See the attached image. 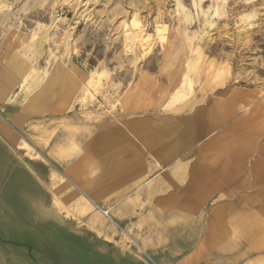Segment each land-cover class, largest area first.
<instances>
[{"label": "rangeland", "instance_id": "rangeland-1", "mask_svg": "<svg viewBox=\"0 0 264 264\" xmlns=\"http://www.w3.org/2000/svg\"><path fill=\"white\" fill-rule=\"evenodd\" d=\"M11 102L33 112L69 107L96 126L100 154L106 145L115 156L140 153L149 169L200 150L224 162L241 156L243 177L263 189L264 0H0V107ZM197 116L208 129L185 152L178 140ZM250 235L264 251V221L241 240Z\"/></svg>", "mask_w": 264, "mask_h": 264}, {"label": "crops", "instance_id": "crops-1", "mask_svg": "<svg viewBox=\"0 0 264 264\" xmlns=\"http://www.w3.org/2000/svg\"><path fill=\"white\" fill-rule=\"evenodd\" d=\"M70 109L0 107V264H264L256 237L241 240L264 221V188L243 177L241 156L198 150L149 169L140 153L115 156L106 145L100 154L96 126ZM191 122L178 140L185 152L208 129L201 117Z\"/></svg>", "mask_w": 264, "mask_h": 264}, {"label": "bare ground", "instance_id": "bare-ground-1", "mask_svg": "<svg viewBox=\"0 0 264 264\" xmlns=\"http://www.w3.org/2000/svg\"><path fill=\"white\" fill-rule=\"evenodd\" d=\"M82 1H83V0H82ZM199 1H201V0H199ZM178 2H179V1H178ZM2 4H3V3H2ZM201 4H202V3H201ZM80 5H81V4H80ZM82 5H83V4H82ZM179 5H180V4H179ZM199 5H200V4H199ZM84 6H86V4H85ZM148 6H149V5H148ZM180 7H181V6H180ZM199 7H200V6H199ZM9 8H10V7H9ZM148 8H149V7H148ZM6 9H7V7H6ZM202 9H203V8H202ZM177 11H178V10H177ZM78 12H79V11H78ZM175 12H176V11H175ZM178 12H179V11H178ZM186 12H187V11H186ZM198 12H199V11H198ZM204 12H205V11H204ZM11 13H12V12H11ZM214 13H215V12H214ZM182 14H183V13H182ZM200 14H201V13H200ZM202 14H203V13H202ZM205 14L207 15V13H205ZM205 14H204V15H205ZM190 15H191V14H190ZM190 15H189V17H190ZM87 16H88V15H87ZM162 16H163V15H162ZM183 16H184V15H183ZM198 16H199V15H198ZM196 17H197V16H196ZM176 19H177V18H176ZM182 19H183V18H182ZM138 20H139V19H138ZM179 20H180V19H179ZM191 20H192V19H191ZM61 21H62V20H61ZM85 21H86V20H85ZM188 21H190L189 18H188ZM141 22H142V21H141ZM186 22H187V21H186ZM186 22H185V23H186ZM183 23H184V22H183ZM177 24H178V23H177ZM132 25L135 26L134 24H132ZM209 25H210V24H209ZM75 26H77V25H75ZM75 26H74V27H75ZM133 26H130V27H133ZM70 27H71V26H70ZM72 27H73V26H72ZM138 27H139V26H138ZM207 27H208V26H206V28H207ZM260 27H261V26H260ZM133 28H134V27H133ZM133 28H132V30H133L135 33H138V32L140 31V30H137V31H136V29H138V28H134L135 30H134ZM209 28H210V27H209ZM139 29H142V28L139 27ZM145 29H146V28H145ZM218 29H219V28H218ZM50 30H51V29H50ZM150 30H151V29H150ZM162 30H163V27H159V28H157V32H158L159 35L161 34ZM167 30H168V28H167ZM146 31H147V30H146ZM43 32H44V31H43ZM43 32H42V33H43ZM132 33H133V32H132ZM138 34H140V33H138ZM138 34H137V35H138ZM175 34H176V33H175ZM143 35H144V34H143ZM166 35H167V34H166ZM206 35H207V34H206ZM52 36H53V35H52ZM55 36H57V35H55ZM247 36H249V35H247ZM38 37H40V36H38ZM140 37H141V36H140ZM42 38H43V36H42ZM45 38H46V37H45ZM168 38H169V37H168ZM206 38H207V37H206ZM209 38H210V37H209ZM135 39H136V38H135ZM138 39H140V38H138ZM142 39H143V38H142ZM136 40H137V39H136ZM144 40H145V43L148 42L147 39H146V37H145ZM141 41H142V40H141ZM167 41H168V40H167ZM134 42H135V40H134ZM72 43H73V42H72ZM140 43H141V42H140ZM155 43H156V42H155ZM159 43H160V42H159ZM166 43H167V42H166ZM70 44H71V43H70ZM161 44H162V43H161ZM163 44H164V43H163ZM129 45H130V44H129ZM164 45H165V44H164ZM106 46H107V45H106ZM153 47H155V46H153ZM165 47H166V46H165ZM103 48L105 49V47H103ZM107 48H108V46H107ZM145 48H146V47H144V49H145ZM148 49H149V48H148ZM121 50H122V48H121ZM149 50H150V49H149ZM195 50H196V49H195ZM169 51H170V50H169ZM200 51H201V50H200ZM140 52H141V51H140ZM179 52H180V50H179ZM195 52H196V51H195ZM53 54H54V53H53ZM119 54H120V53H119ZM123 54H124V53H123ZM150 54H151V53H150ZM124 55H125V54H124ZM162 55H163V54H162ZM196 55H198V54H196ZM72 56H73V55H72ZM121 56H122V55H121ZM125 56H126V55H125ZM75 57H76V56H75ZM78 57H79V56H78ZM104 57H105V55H104ZM108 57H109V56H108ZM132 57H133V56H132ZM137 57H138V56H137ZM137 57H136V58H137ZM143 57H144V56H143ZM193 57H195V56H193ZM72 58H73V57H72ZM146 58H147V57H146ZM146 58H144V59H146ZM197 58H198V56H197ZM79 60H80V59H79ZM142 60H143V59H142ZM191 60H192V59H191ZM102 61H103V60H102ZM102 61H101V62H102ZM119 61H120V60H119ZM134 61H135V57H134ZM140 61H141V60H140ZM147 61H148V60H147ZM194 61L196 62V59H195ZM126 62H127V61H126ZM132 62H133V61H132ZM138 62H139V61H138ZM138 62H137V63H138ZM196 63H198V62H196ZM200 63H202V62H200ZM200 63H198V64H200ZM131 64H132V63H131ZM133 64H134V63H133ZM198 64H196V65H198ZM192 66H193V65H192ZM91 67H92V66H91ZM96 67H97V66H96ZM130 67H131V66H130ZM191 68H192V67H191ZM126 69H127V68H126ZM128 69H129V68H128ZM32 70H33V69H32ZM94 70H95V69H94ZM94 70H93V71H94ZM33 73H34V72H33ZM162 73H163V72H162ZM24 81H26V80H24ZM8 87H9V86H8ZM86 89H87V88H86ZM4 90H5V89H4ZM56 91H57V90H56ZM59 96H60V95H59ZM61 97H63V96H61ZM66 97H67V96H66ZM45 99H46V98H45ZM65 99H66V98H65ZM108 142H109V141H108ZM104 144H105V143H104ZM110 144H111V143H110ZM120 144H121V143H120ZM98 146H99V145H98ZM107 148H108V147H107ZM111 149H112V148H111ZM107 150H109L108 152H109V154H110V153H111V152H110V149H107ZM103 151H104V150H103ZM113 154L115 155V153H113ZM103 155H104V154H103ZM100 159H101V158H100ZM103 160H104V159H103ZM155 199H156V198H155ZM98 209L100 210V208H98ZM101 212H102V214H104V213H103L104 210H101ZM117 214H118V213H117ZM153 214H154V213H153ZM109 217H110L109 219L112 220L110 215H109ZM107 218H108V217H107ZM232 223H234V222H232ZM149 225H150V223H149ZM163 229H164V228H163ZM145 230H146V228H145ZM244 231H245V230H244ZM139 232H140V231H139ZM142 232H143V231H142ZM250 236H251V235H250ZM145 237H146V236H145ZM158 238H159V237H158ZM164 238H165V237H164ZM252 239H253V238H252ZM165 240H166V239H165ZM156 246H157V245H156Z\"/></svg>", "mask_w": 264, "mask_h": 264}, {"label": "built area", "instance_id": "built-area-1", "mask_svg": "<svg viewBox=\"0 0 264 264\" xmlns=\"http://www.w3.org/2000/svg\"><path fill=\"white\" fill-rule=\"evenodd\" d=\"M103 213H104V216H106V217H108V218H109V212H107V211H104Z\"/></svg>", "mask_w": 264, "mask_h": 264}]
</instances>
